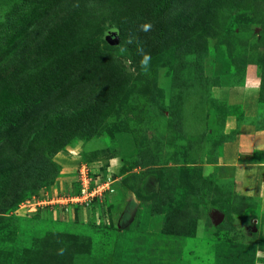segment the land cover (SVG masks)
<instances>
[{
  "label": "rangeland",
  "instance_id": "rangeland-1",
  "mask_svg": "<svg viewBox=\"0 0 264 264\" xmlns=\"http://www.w3.org/2000/svg\"><path fill=\"white\" fill-rule=\"evenodd\" d=\"M249 68L264 0H0V264L264 261V200L204 171ZM84 161L113 192L66 211Z\"/></svg>",
  "mask_w": 264,
  "mask_h": 264
},
{
  "label": "crops",
  "instance_id": "crops-1",
  "mask_svg": "<svg viewBox=\"0 0 264 264\" xmlns=\"http://www.w3.org/2000/svg\"><path fill=\"white\" fill-rule=\"evenodd\" d=\"M247 70L243 84L232 87L234 98L231 105L241 108L243 117L256 120L258 115L259 77L254 70ZM232 97V96H231ZM233 118V119H232ZM237 122L228 117L224 133L234 131L233 137L220 146V154L216 163L204 167V171H214L219 180H230L234 191L245 198L264 200V125L257 121ZM264 221V207H262ZM264 251L258 250L256 258L262 257ZM259 259V258H258ZM255 264H264L256 260Z\"/></svg>",
  "mask_w": 264,
  "mask_h": 264
},
{
  "label": "built area",
  "instance_id": "built-area-1",
  "mask_svg": "<svg viewBox=\"0 0 264 264\" xmlns=\"http://www.w3.org/2000/svg\"><path fill=\"white\" fill-rule=\"evenodd\" d=\"M91 172L90 166L85 162H81L77 169V193L67 198L53 199L55 205H58L66 211L70 207L90 206L96 198L103 197L106 193L113 192L111 186L113 181H110L109 176L104 182L100 181L98 183ZM37 204L47 205L46 202L43 201H41V203L36 202V205Z\"/></svg>",
  "mask_w": 264,
  "mask_h": 264
},
{
  "label": "trees",
  "instance_id": "trees-1",
  "mask_svg": "<svg viewBox=\"0 0 264 264\" xmlns=\"http://www.w3.org/2000/svg\"><path fill=\"white\" fill-rule=\"evenodd\" d=\"M114 53L115 55L118 57V58H124L128 61H130V63H132L134 60L131 56V54L129 53V50L125 47H121V48H115L114 50ZM4 62H3V67L4 68H7V67H10L12 65L11 61L10 60H7L6 58L3 59ZM139 71V69L137 68V72ZM263 97H264V76H262L260 79H259V95H258V115H257V118L255 121L259 122V121H262L264 122V118L262 119V117H264V113H263V110L261 108V104L263 102ZM242 117V116H241ZM254 120H250V121H254ZM246 121H249V119H246ZM230 135V134H229ZM234 135V132L232 133V136H229L228 139L224 140L223 142L225 141H228L230 140ZM47 163H49L48 160H46ZM86 164H88L90 166V162H87V161H84ZM99 168L96 170V172H98ZM105 196V195H104ZM35 215V214H34Z\"/></svg>",
  "mask_w": 264,
  "mask_h": 264
},
{
  "label": "clouds",
  "instance_id": "clouds-1",
  "mask_svg": "<svg viewBox=\"0 0 264 264\" xmlns=\"http://www.w3.org/2000/svg\"><path fill=\"white\" fill-rule=\"evenodd\" d=\"M144 31H145L146 34H148V33L151 32V29L148 28V29H145ZM151 63H152V61H151L150 58L147 59V60L145 61V63H144V69H145L146 71L150 68Z\"/></svg>",
  "mask_w": 264,
  "mask_h": 264
}]
</instances>
